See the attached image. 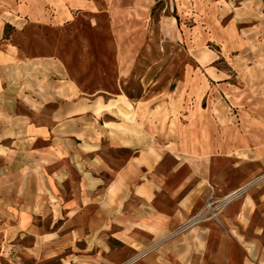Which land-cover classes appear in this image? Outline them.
Wrapping results in <instances>:
<instances>
[{
    "label": "crops",
    "instance_id": "1",
    "mask_svg": "<svg viewBox=\"0 0 264 264\" xmlns=\"http://www.w3.org/2000/svg\"><path fill=\"white\" fill-rule=\"evenodd\" d=\"M152 96L116 95L91 117L82 102L76 129L32 141L34 169L15 174L0 201V264H264L263 225L250 236L245 222L264 215V176H232L264 166V134L246 149L226 111L177 115ZM107 146L131 154L117 164ZM216 159L233 166L214 170Z\"/></svg>",
    "mask_w": 264,
    "mask_h": 264
},
{
    "label": "rangeland",
    "instance_id": "2",
    "mask_svg": "<svg viewBox=\"0 0 264 264\" xmlns=\"http://www.w3.org/2000/svg\"><path fill=\"white\" fill-rule=\"evenodd\" d=\"M241 1L0 0V201L34 169L32 141L76 129L82 102L90 117L116 95L136 104L148 93L177 115L226 111L229 134L253 147L264 134V0ZM105 149L117 164L131 154ZM238 170L233 184L264 176L259 162ZM257 220L264 256V215L245 220L246 234Z\"/></svg>",
    "mask_w": 264,
    "mask_h": 264
}]
</instances>
